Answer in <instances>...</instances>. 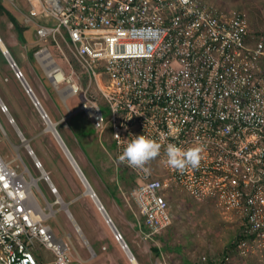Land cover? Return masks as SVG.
Listing matches in <instances>:
<instances>
[{
  "label": "built area",
  "instance_id": "2783aa9c",
  "mask_svg": "<svg viewBox=\"0 0 264 264\" xmlns=\"http://www.w3.org/2000/svg\"><path fill=\"white\" fill-rule=\"evenodd\" d=\"M34 3L22 14L24 25L35 26L38 41L56 45L70 73L46 46L34 56L49 80L54 63L62 73L58 83H68L70 96L82 95L78 110L100 137L109 135L115 168L131 172L133 183L121 193L137 208L141 237L151 239L172 224L169 198L180 188L236 222L234 244L207 264L253 257L264 264V28H253L242 10L206 0ZM8 62L24 80L16 61ZM0 110L13 124L1 100ZM138 134L162 144L143 168L119 160ZM169 143L184 150L202 145L199 166L170 167ZM34 165L41 169L38 160ZM23 166L17 171L0 155V264H41L36 243L55 255L54 264H70L67 245L44 222L52 208L39 206L35 179ZM49 187L60 203L56 187ZM113 236L125 241L119 230Z\"/></svg>",
  "mask_w": 264,
  "mask_h": 264
},
{
  "label": "rangeland",
  "instance_id": "374dc122",
  "mask_svg": "<svg viewBox=\"0 0 264 264\" xmlns=\"http://www.w3.org/2000/svg\"><path fill=\"white\" fill-rule=\"evenodd\" d=\"M206 1L218 4L230 10H242L247 14L253 28H264V0ZM3 2L6 8L11 10L15 16H18V19H22V14L27 12L30 5L35 4V0H4ZM0 39L3 40L6 48L9 49L10 55L21 68L28 81L32 82L33 80L31 77L34 78L33 84L35 83V85H33V91L42 99L45 109L54 111L56 107L60 106V111L65 113L66 111L68 112V110H65L66 106H68L70 110L74 112L68 124L73 128L74 125L83 124V120H80L82 112L78 110L79 104L83 101L82 95L70 96L69 85L65 80L56 84V89L54 80H49L47 74L41 70L38 63L34 60V53L33 56L30 54V48L32 46H38V49L46 46L53 56L54 61L62 68L67 76L70 73L69 66L62 59L56 45H54L49 38L47 41H38L35 37V41L27 45L28 47L26 48V46L18 41L15 30L5 15L0 16ZM36 50H34V52ZM2 55L6 58L0 50V66L2 71L0 74V98L5 101L9 107V111L16 119V123L22 129L24 125L31 124L30 129L24 128L27 134L30 133V130L34 133L39 129H44L46 127L44 118L41 117L33 102L34 110H36L35 114L30 112V110L28 111L27 104L20 100L18 91L15 90V87L11 88L10 94L9 85L11 82L13 83V81L8 83L4 82L2 74L11 79L13 71L7 59L5 61L6 67L4 68V66H2L4 60ZM73 65L77 72L79 70H77V64ZM16 80L18 86H21L25 91L21 81L18 79ZM26 94L28 93L26 92ZM11 95H13V98H11ZM16 107L27 111V114L24 112L25 115L19 116L17 110H15ZM102 109L103 111L107 110L106 104L102 105ZM10 124L12 125V123L8 121L6 113L0 110V155L6 161H9L11 166L16 168L17 171L23 170L24 166L22 163L26 164L33 176L37 177L39 173L27 155L28 151L26 152V149L21 145V135L17 134ZM92 129L94 133L96 132L98 135L93 127ZM74 133L77 144L79 142L82 146L90 163L95 168L96 173L101 177V179L99 178L101 183H99V190H97V192L104 201L108 211H110L113 216L115 220L114 223H116L115 225H117L124 240L129 243V246L139 259L138 261L136 258L139 264L140 261L144 264H161V262L164 263V259H171V257L178 260L177 264H185L186 262L190 264H207L206 262L209 258L221 255L225 247L232 243L237 232L236 222L231 219L232 216L227 212H219L196 204V202L180 188H176V193L169 198L172 209V224L161 233L153 236L152 239H143L140 237L139 227L137 224H133L128 217L130 212L139 217L137 208H135L132 202H130L131 206H129L120 194L117 197L118 191L116 183H109L108 180L105 179L107 173H113L115 165L113 166L108 154L105 153L98 143H96L97 145L92 149V145H88L87 141L80 133L77 131ZM76 141L74 143L75 145ZM108 142H110V139H103L102 145L111 153ZM32 144L37 150L38 145L36 142ZM36 152L43 161H49L43 152L40 150ZM98 158L101 160L102 164H99ZM83 170L88 178L90 176L89 172L94 173L89 165L84 167ZM51 177L58 186L64 202L67 203L69 198L63 193V184L60 177L55 174H52ZM37 183L43 196L52 203L54 196L49 191L47 183L43 179H39ZM34 193L44 211L48 212L49 209L46 208L45 199L35 189ZM112 204L115 208L110 210ZM52 208L55 210V213L47 216L44 222L49 224L55 236L67 245V254L70 258V264H132L119 242L115 240L111 228L95 205L90 204L86 206L84 204L81 206L78 201H71L67 204V209L75 222L81 227L88 242H85L81 235L78 234L76 227L73 225L70 217H68V211L64 208L62 203L53 204ZM161 241L163 243H161ZM172 249L177 250L178 253L170 254L169 251ZM34 253L41 264H54L56 260L55 255L39 243H36ZM158 260H160V262ZM228 264H261V262L253 257L249 260L241 261L232 259Z\"/></svg>",
  "mask_w": 264,
  "mask_h": 264
},
{
  "label": "crops",
  "instance_id": "0c3cea01",
  "mask_svg": "<svg viewBox=\"0 0 264 264\" xmlns=\"http://www.w3.org/2000/svg\"><path fill=\"white\" fill-rule=\"evenodd\" d=\"M5 45V44H4ZM26 46V48L28 47L27 45H24ZM6 47V46H5ZM1 50V49H0ZM2 51V50H1ZM3 57V55H2ZM34 57V60L37 62L35 56ZM13 58V57H12ZM3 62H2V66H4V68L6 67V64H5V61H6V58L3 57ZM14 59V58H13ZM33 65V64H32ZM38 66L40 67L39 63H38ZM41 68V67H40ZM42 70V69H41ZM34 71V70H33ZM43 71V70H42ZM1 66H0V74H1ZM25 76V75H24ZM2 77H3V81L8 83L10 81H13V83L11 82V84L9 85V90H10V94H11V88L12 87H15V90L18 91V94H19V98L20 100L24 101L27 106H28V111L30 110V112L32 113H36V110H34V106L32 104V100L30 98V96L28 94H26V92L23 90V88H21V86L19 87L18 84H17V80L14 78L13 76V73H12V78L9 79L7 76L3 75L2 74ZM6 78V80H5ZM32 80L34 81V78L31 77ZM0 80H1V76H0ZM25 80L27 81V83L29 84V86L31 87L32 89V92L34 93V95L36 96L38 102L42 105L43 104V101L42 99L39 97V95H37V93L35 91H33V85H35V83L33 84V81H28V79L26 78L25 76ZM22 84V83H21ZM23 86V85H22ZM18 87V88H17ZM25 89V88H24ZM11 98H13V95H11ZM58 99V98H57ZM0 100L2 102L5 103L4 100H2L0 98ZM41 100V101H40ZM59 100V99H58ZM14 101V100H13ZM60 102V100H59ZM6 104V103H5ZM13 105V104H12ZM12 105H10L11 107H13ZM61 105V104H60ZM7 106V104H6ZM42 107L44 108L47 116L50 118V120L52 122H54L56 125L57 124H61V127H60V130H61V134L60 132L58 131L56 125V129L60 135V137L62 138L64 144L66 145V147L68 148L69 152L71 153V155L73 156V158L75 159L76 163L78 164V166L80 167L81 171L83 172L85 178L87 179L88 183L90 184V186L92 187L93 191L95 192L96 196L98 197V199L100 200L101 204L103 205V208L106 210V212L108 213L110 219L112 220V222L114 223L115 220L113 218V216L111 215L110 211H108L107 207L105 206V203L104 201L102 200V198L100 197L99 193L97 192V190H99L98 186H99V183H101L100 179L101 177L96 173L95 171V168L92 166V164L90 163L84 149H82V146L79 144H77V141L75 140V137H74V132L77 131L78 133L81 134V136L87 141L88 145L91 144L92 145V149L94 148V146H96L98 143V145L105 151V153L108 154L109 158L111 161L112 160V155H113V148H112V142H108L109 143V150L111 153H109V151L102 145V140L105 139V140H108L110 139L109 138V135L108 134H105L104 136H99L96 134V132L94 133L93 129H92V125L90 123V128L91 130H87V127L85 124H77V125H74V129H71L67 122H66V119L70 116V115H73L74 112L72 110H70V108L68 106H66V109L65 110H68V112L66 111L65 113L60 111V106L59 107H56V110H47L45 109L44 105H42ZM8 108V111H9V107L7 106ZM14 108V107H13ZM37 109V108H36ZM15 110H17V113L19 114V116H22V115H25V113L27 114V111H24L22 108H19V107H16ZM38 111V109H37ZM75 111V110H74ZM25 112V113H24ZM39 112V111H38ZM40 113V112H39ZM9 114L10 116H12L13 120H14V123L11 125L13 130L17 132V134L20 133L21 137H23V140H22V146L26 149V152L28 149H31L32 152L31 154H28L27 155L29 156V158L31 159L32 163H33V166L35 167L34 165V160H38L40 163H41V169L35 167V169L38 171V176L37 177H34L33 174L30 172V170L28 169V167L26 166V164H24L27 169L29 170V174L35 179V183H36V188L35 190L41 194V196L45 199L46 201V208L48 206H50L52 208V205L53 204H56L54 202H49L42 194L39 186H38V180L39 179H43L48 187L50 186V184H52L54 187H56L57 189V192L59 194V197H60V203L63 204L64 208L68 211V217H70L73 225L76 227V230L78 232V234L81 235L82 239L85 241V242H88V240L86 239V237L84 236L82 230H81V227L75 222L74 218L72 217L71 213L69 212V210L67 209V204L71 201H78L80 202L81 206H83L84 204L86 206H89L90 204L92 205H95V202L94 200L90 197L89 194L85 193V186L81 180V178L78 176V174L76 173L75 169L73 168V166L71 165L70 161L68 160L66 154L64 153L63 151V148L61 146V144L57 141V139L55 138V136L53 135V133L47 128V123H46V127L44 129H39L37 131H35L34 133L31 132L30 130V133L27 134V132L24 130L25 129H30L31 128V124H27V125H24V128L22 129L17 123H16V119L14 118L13 114L9 111ZM41 115V114H40ZM51 116V117H50ZM61 116V117H60ZM42 117V116H41ZM88 121L90 122L91 120L88 119ZM63 125V126H62ZM5 133V136L7 137V134L6 132L4 131ZM74 133V134H73ZM76 141V145L74 144ZM27 142L28 146L25 145V143ZM36 142V144L38 145L37 147V150H40L41 152H43V154H45L48 158V162L45 160L43 161L41 159V157H39V155L37 154V150H36V147H34V145L32 143ZM69 143V145H68ZM107 143V144H108ZM19 156V155H18ZM20 157V156H19ZM98 162L99 164H102L101 160L98 158ZM47 167H46V166ZM90 166L91 169L93 170L94 173H90L89 172V178L87 177V175L85 174L83 168L84 167H87V166ZM115 165V164H114ZM53 170H52V169ZM113 173L112 174H109L107 173V175H105V179L108 180L109 183H116V186H117V197L119 196V194L122 196V193H121V187H120V181H119V175H118V172H117V168H113ZM46 174L48 176L47 180H45L43 177H41V174ZM52 174H55V175H58L62 181V189H63V193L66 197L69 198L68 202H64L63 200V197L59 191V188L58 186L56 185V183L53 181L52 179ZM100 178V179H99ZM96 188V189H95ZM49 191H50V187H49ZM33 192H34V189H33ZM51 192V191H50ZM52 193V192H51ZM35 194V193H34ZM53 194V193H52ZM54 196V199H55V195L53 194ZM123 197V196H122ZM53 199V201H54ZM39 203V202H38ZM94 203V204H93ZM39 206L41 208H43L40 204ZM97 207V206H96ZM114 205L112 204V207H110V210L114 209ZM49 209V208H48ZM80 209V207H79ZM98 209V207H97ZM44 210V209H43ZM100 211V210H99ZM49 212V211H48ZM52 213H55V210L52 208ZM114 214H115V211H114ZM128 217L131 219L132 223L136 225V222H137V219H136V216L135 214L131 213L128 215ZM105 219V218H104ZM106 221V219H105ZM116 224V223H114ZM109 225V224H108ZM117 227V225H115ZM110 227V225H109ZM118 229V228H117ZM139 236L141 237V229L139 228ZM155 236V235H154ZM153 238V237H152ZM151 238V239H152ZM160 240V239H159ZM126 242V241H125ZM127 243V242H126ZM161 243H163L161 241ZM156 245H159L158 243H155ZM128 245V244H127ZM130 248V247H129ZM175 249V248H174ZM170 250L169 253H178L177 250ZM131 250V249H130ZM133 253V252H132ZM136 258V257H135ZM160 262V260H158ZM177 259L176 258H168V259H164V263L161 262V264H177ZM184 263V262H183ZM139 264V263H138ZM140 264H144L142 263V261H140ZM185 264H190L188 262H186Z\"/></svg>",
  "mask_w": 264,
  "mask_h": 264
},
{
  "label": "clouds",
  "instance_id": "9594fccd",
  "mask_svg": "<svg viewBox=\"0 0 264 264\" xmlns=\"http://www.w3.org/2000/svg\"><path fill=\"white\" fill-rule=\"evenodd\" d=\"M162 144L149 135L138 134L126 144L119 156L121 162H127L130 167L143 168L145 164L157 157ZM203 146H196L188 150L181 149L169 143L166 149L167 164L175 169H184L187 166H199Z\"/></svg>",
  "mask_w": 264,
  "mask_h": 264
},
{
  "label": "water",
  "instance_id": "95a60500",
  "mask_svg": "<svg viewBox=\"0 0 264 264\" xmlns=\"http://www.w3.org/2000/svg\"><path fill=\"white\" fill-rule=\"evenodd\" d=\"M4 46V51L2 50V53L5 55L7 54V56L5 55L6 59L8 61H12V56L10 55L8 49ZM23 87L25 89L28 90V95L30 96L31 100L33 101L34 105L36 106V108L38 109V111L40 112L41 116L44 118V120L47 123V128L53 133V135L55 136V138L57 139V141L61 144L64 153L66 154L68 160L70 161L71 165L73 166V168L75 169L76 173L78 174V176L81 178L84 186H85V193L89 194L90 197L94 200L96 206L98 207V210H100L101 214L103 215V217L106 219V222H108L110 224V228L112 230V232H116L118 231L117 227L115 226V224L112 222V220L110 219L108 213L106 212V210L103 208V205L101 204L100 200L98 199V197L96 196L95 192L93 191L92 187L90 186V184L88 183L87 179L85 178L83 172L81 171L80 167L78 166V164L76 163L75 159L73 158V156L71 155V153L69 152L68 148L66 147V145L64 144L62 138L60 137L56 127H55V123L52 122L50 120V118L47 116L44 108L42 107V105L38 102L36 96L34 95V93L32 92V90L30 89L29 84L27 83V81L24 79L21 81ZM47 118V119H46ZM26 146H28L27 142L25 143ZM121 248L125 251L126 256L128 257L129 261L134 264L133 260L135 258V256L133 255L132 251L130 250V248L128 247L127 243L125 241L119 242ZM137 261V260H136ZM138 263V262H137Z\"/></svg>",
  "mask_w": 264,
  "mask_h": 264
},
{
  "label": "trees",
  "instance_id": "16d2710c",
  "mask_svg": "<svg viewBox=\"0 0 264 264\" xmlns=\"http://www.w3.org/2000/svg\"><path fill=\"white\" fill-rule=\"evenodd\" d=\"M3 1L4 0H0V16L5 15L8 18V20L11 22L12 27L15 30V33H16L18 41H20V43H22L23 45H29L30 43L34 42L35 41L34 33H35V29H36L35 26H33V25H24L22 19H18V16H15V14H13V12L11 10L6 8V6H5ZM37 47L38 46H32L30 48L31 56H33L34 50L38 49ZM46 111H47V109H46ZM71 117H72V115H70L66 119L67 124H68V121L71 119ZM80 120H83V122H84L83 124H85L86 127H87V130L90 131L91 130V128H90L91 121L88 122V118L83 113L81 114ZM91 125H92V123H91ZM68 126L71 129L75 128V127L74 128L71 127L69 124H68ZM56 127H57L58 131L61 134V130H60L61 124L60 123L57 124ZM112 163H113V161H112ZM113 166H114V163H113ZM117 172H118V175H119L118 177H119V181H120L121 190L128 191L129 188L131 187L132 183H133V177H132L131 172L126 167L121 166V165L117 166ZM109 174H112V173H109ZM127 244L129 246L128 242H127ZM233 244H234V240L232 241L231 245H233ZM130 249L133 252V254L135 255V253H134V251L132 250L131 247H130ZM135 257H136V255H135ZM137 260L139 261L138 258H137Z\"/></svg>",
  "mask_w": 264,
  "mask_h": 264
},
{
  "label": "bare ground",
  "instance_id": "6f19581e",
  "mask_svg": "<svg viewBox=\"0 0 264 264\" xmlns=\"http://www.w3.org/2000/svg\"><path fill=\"white\" fill-rule=\"evenodd\" d=\"M4 43L3 40L0 39V47L2 48V50L4 51ZM7 56V54H5ZM49 70H50V74L52 76V78L56 81V83H58L59 81H61L62 79V73L56 68V65H54V63H51L49 65ZM47 119V118H46ZM108 223V222H107ZM109 224V223H108ZM110 225V224H109ZM134 264H138L137 261L134 259L133 260Z\"/></svg>",
  "mask_w": 264,
  "mask_h": 264
}]
</instances>
